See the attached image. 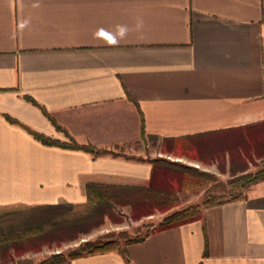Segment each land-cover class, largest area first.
I'll return each mask as SVG.
<instances>
[{
  "label": "crops",
  "instance_id": "1",
  "mask_svg": "<svg viewBox=\"0 0 264 264\" xmlns=\"http://www.w3.org/2000/svg\"><path fill=\"white\" fill-rule=\"evenodd\" d=\"M118 25L129 31L115 46L96 35ZM262 120L264 0H0V207L84 202L88 181L145 184L154 157L239 174L235 129ZM69 264H264V181L125 253Z\"/></svg>",
  "mask_w": 264,
  "mask_h": 264
},
{
  "label": "trees",
  "instance_id": "2",
  "mask_svg": "<svg viewBox=\"0 0 264 264\" xmlns=\"http://www.w3.org/2000/svg\"><path fill=\"white\" fill-rule=\"evenodd\" d=\"M29 100L38 105L30 97ZM133 101L137 105L134 99ZM40 108L56 128L60 129V125L47 111ZM140 115L141 134L144 137L141 111ZM7 118L11 122H17L10 117ZM27 130L44 144L80 149L94 155L124 154L111 148L97 147L90 143H78L67 132L65 134L68 141H61L34 132L29 128ZM235 130L237 132L235 136L244 142V161L243 164L239 160L232 159L231 161L243 166V172L237 174L232 165L230 167L231 176L224 180L181 161L154 157L149 159L152 167L150 177L145 184H110L88 181L83 184L84 202L73 203L59 200L56 203L17 204L0 207V256L21 254L28 250L38 249L46 243L74 240L82 233L88 232L94 225L102 222L104 217L112 215L118 205H130L132 211H136V213H139L138 210L145 209L147 211L153 207L167 208L174 204L178 196L177 190L183 191L187 187L196 188L200 184H209L203 191L200 203H192L172 212L165 216L155 228L138 237L126 236L122 244L112 238L113 234H104L92 240L84 239L66 251L50 253L36 262L23 258L16 264H69L72 259L87 254L114 249L125 253L128 244L143 240L154 230L198 219L201 217L204 207L243 198L244 189L247 186L264 181V120L241 126ZM124 156L130 157L126 154ZM247 162L253 164L255 169L249 170Z\"/></svg>",
  "mask_w": 264,
  "mask_h": 264
},
{
  "label": "rangeland",
  "instance_id": "3",
  "mask_svg": "<svg viewBox=\"0 0 264 264\" xmlns=\"http://www.w3.org/2000/svg\"><path fill=\"white\" fill-rule=\"evenodd\" d=\"M149 143L150 145L152 144L150 141ZM153 144H155V142ZM114 150L122 151L124 149L123 146L121 147L118 145L114 147ZM252 166L253 168L251 170H254L255 166L253 164ZM195 167L200 170L210 172L199 168L198 166ZM214 175L223 180L228 178L221 177L216 174ZM208 185L209 184L204 183L200 184L196 188L187 187L183 191L177 190L176 194L178 196L174 201V204L167 208L153 207L147 211L145 209L138 210L139 213H136V211H132L130 205H118L112 215L104 217L102 222L98 225H94L88 232L82 233L78 238L74 240H62L61 242H53L50 244L46 243L38 249L28 250L21 254H12L6 257L0 256V264H16V262L23 258L36 262L50 253L66 251L84 239L92 240L98 236L110 233L113 234V239L117 240L119 244H122L126 236L138 237L146 231L155 228L165 216L171 214L172 212L184 208L192 203H200L203 198V191Z\"/></svg>",
  "mask_w": 264,
  "mask_h": 264
},
{
  "label": "clouds",
  "instance_id": "4",
  "mask_svg": "<svg viewBox=\"0 0 264 264\" xmlns=\"http://www.w3.org/2000/svg\"><path fill=\"white\" fill-rule=\"evenodd\" d=\"M140 27H142V22L137 24V28H140ZM128 31L129 29L126 25H118L115 35L106 33L104 29H99L96 35L97 36H107L108 37L107 43L109 45L115 46L119 43L120 39H124L126 37ZM117 36L119 37V39H117Z\"/></svg>",
  "mask_w": 264,
  "mask_h": 264
}]
</instances>
